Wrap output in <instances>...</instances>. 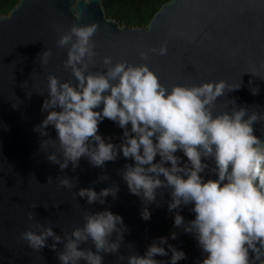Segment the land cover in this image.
Listing matches in <instances>:
<instances>
[{"label": "clouds", "instance_id": "9594fccd", "mask_svg": "<svg viewBox=\"0 0 264 264\" xmlns=\"http://www.w3.org/2000/svg\"><path fill=\"white\" fill-rule=\"evenodd\" d=\"M89 2L85 0V4ZM75 18L79 20L81 14L76 13ZM98 30L95 21L72 23L56 41L57 47L66 49L63 67L70 70L75 83L51 73L47 77L48 98L41 108L47 115L33 129L47 137L41 139V149L55 148L47 160L58 164L61 171L69 163L75 171L82 157L104 169L106 162L116 161L122 153L134 163L117 171L129 192L141 198L142 219H150L148 205L157 202L158 190H167L168 210H176L174 227L193 234L206 254L199 264H264V139L254 129V124L264 122V112H249L247 106L237 105L235 98L230 99V111H214L226 89L230 93L241 88L242 77L239 83L220 79L167 86L147 63L132 64L127 59L113 63L110 55L102 58L104 70L92 71L97 67L92 38ZM167 51L165 42L141 51L140 57L147 60L149 53L163 56ZM51 55V48L38 54L41 66L48 64ZM248 87L253 95L258 94L259 87L252 80ZM105 118L123 130L119 144L111 138L106 141L99 133ZM49 126L56 131L55 139L48 134ZM206 161H213L214 166ZM205 170L217 178L205 179L201 175ZM52 179L49 176L47 183ZM108 179L107 174H101L96 182ZM59 183L73 187L66 175ZM118 191V185L112 183L99 192L80 188L77 196L86 198L88 204L103 205L106 197L116 198ZM189 205L195 218L186 222L179 209ZM28 221L29 229L20 233V239L35 252L44 247L57 251V245L62 244L57 251L61 264H102L101 253L113 254L118 262L126 260L127 264H165L154 257L167 256L168 250L171 264L186 259L182 250L168 244L167 237L153 240L144 255L131 252L125 257L120 248L128 229L123 217L108 209L85 211L83 224L71 232L62 230V236L54 232L51 223L36 220L33 212L28 213ZM49 238L51 245L47 244ZM176 238L177 233L172 232L171 239ZM89 242L95 250L81 247Z\"/></svg>", "mask_w": 264, "mask_h": 264}, {"label": "water", "instance_id": "95a60500", "mask_svg": "<svg viewBox=\"0 0 264 264\" xmlns=\"http://www.w3.org/2000/svg\"><path fill=\"white\" fill-rule=\"evenodd\" d=\"M76 13L81 14L79 20ZM93 21L99 24V30L92 38L97 52V67L92 71L104 70L102 58L110 55L113 63L121 59L132 64L147 63L167 86L220 79L239 83L242 77L241 88L230 93L226 89L225 95L217 99L214 111H230V99L235 98L237 105L247 106L249 112H264V0H167L144 25L122 24L108 17L102 0L87 4L85 0H17L9 11L0 14V264H61L57 251L62 244L57 245V251L44 247L35 252L20 239V233L29 229V212L41 223H51L54 232L62 236V230L71 232L83 224L85 211L105 209L123 217L128 231L120 252L125 257L131 252L144 255L153 240L167 237L168 244L186 254V259L177 264H199L206 254L193 234L174 227L176 210H168L167 190H158L157 202L148 205L150 219H142L141 198L129 192L117 171L134 161L120 153L116 161L106 162L101 169L82 157L75 171L71 163L61 171L58 164L46 158L55 148H40L41 139L47 137L33 129L47 115L41 108L48 98V75L75 83L70 70L63 67L66 49L57 47L56 41L72 23ZM165 42L166 55L149 53L147 60L140 57L141 51ZM44 48H51L52 55L48 64L41 66L38 54ZM249 80L259 87L257 95L251 93ZM262 127L264 122L254 124L255 134L264 139ZM122 132L107 118L99 124V133L106 141L111 138V142L119 144ZM48 134L56 138L53 126H49ZM177 155L186 162L182 152ZM156 159L159 161L158 156ZM206 162L214 166L213 161ZM101 174H107L109 179L96 182ZM65 175L73 183L71 189L59 183ZM201 175L205 179L217 178L210 170ZM49 176L53 178L51 183H47ZM112 183L119 187L117 196L106 197L103 205L88 204L86 198L77 196L80 188L92 187L99 192ZM33 203L37 204L34 209ZM191 207L179 209L186 222L195 218ZM172 232L177 233L175 240L171 239ZM52 243L49 238L47 244ZM90 246L95 250L91 242L81 245ZM163 247L168 250L167 244ZM101 255L102 264H127L126 260L118 262L113 254ZM154 258L171 264V251L167 256Z\"/></svg>", "mask_w": 264, "mask_h": 264}, {"label": "trees", "instance_id": "16d2710c", "mask_svg": "<svg viewBox=\"0 0 264 264\" xmlns=\"http://www.w3.org/2000/svg\"><path fill=\"white\" fill-rule=\"evenodd\" d=\"M17 0H0V14L9 11ZM105 13L122 24L144 25L167 0H102Z\"/></svg>", "mask_w": 264, "mask_h": 264}]
</instances>
